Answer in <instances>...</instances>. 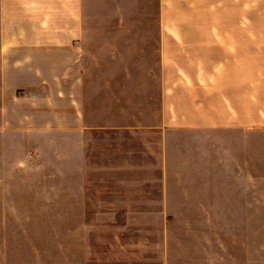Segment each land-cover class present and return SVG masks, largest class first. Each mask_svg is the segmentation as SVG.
Here are the masks:
<instances>
[{
	"label": "crops",
	"instance_id": "crops-1",
	"mask_svg": "<svg viewBox=\"0 0 264 264\" xmlns=\"http://www.w3.org/2000/svg\"><path fill=\"white\" fill-rule=\"evenodd\" d=\"M100 1L103 17L89 22V4ZM155 2L161 126L198 134L189 155L184 149L193 173L161 179L166 194L176 184L192 193L163 216L246 219L242 236L230 228L229 264H264V0ZM106 8L116 12L105 17ZM142 12L143 0H0L2 122L71 170L76 203L88 186L86 138L114 128L109 111L106 124L90 121L95 73L83 70L84 42L92 57L113 55L123 39L131 51L142 43ZM120 26L125 33L115 32ZM173 155L167 151L166 172ZM221 244L214 264H223Z\"/></svg>",
	"mask_w": 264,
	"mask_h": 264
},
{
	"label": "rangeland",
	"instance_id": "rangeland-1",
	"mask_svg": "<svg viewBox=\"0 0 264 264\" xmlns=\"http://www.w3.org/2000/svg\"><path fill=\"white\" fill-rule=\"evenodd\" d=\"M155 3L143 0L142 43L131 45V51L123 39L113 55L92 57L90 41L84 42L83 70L95 73L90 121L106 124L109 111L114 128L86 138L88 186L80 187L77 203L71 170H61L54 158L46 160L37 139L4 127L0 56V264H214L220 240L222 263L229 264L230 228L242 236L246 219L163 216L183 204L182 194L192 193L176 184L166 194L161 179H181L184 168L193 173L184 149L189 155L187 147L197 145L198 134L165 132L161 126L160 59L151 48ZM89 7L88 18L103 17L102 1ZM111 11L106 8L105 17ZM100 32H113V27ZM173 148V168L167 173L165 159Z\"/></svg>",
	"mask_w": 264,
	"mask_h": 264
}]
</instances>
